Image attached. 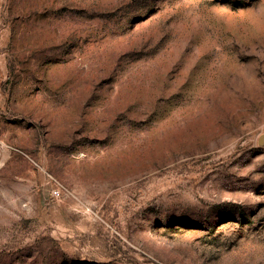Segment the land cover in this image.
I'll list each match as a JSON object with an SVG mask.
<instances>
[{"label":"rangeland","instance_id":"obj_1","mask_svg":"<svg viewBox=\"0 0 264 264\" xmlns=\"http://www.w3.org/2000/svg\"><path fill=\"white\" fill-rule=\"evenodd\" d=\"M0 264H264V0H0Z\"/></svg>","mask_w":264,"mask_h":264},{"label":"built area","instance_id":"obj_2","mask_svg":"<svg viewBox=\"0 0 264 264\" xmlns=\"http://www.w3.org/2000/svg\"><path fill=\"white\" fill-rule=\"evenodd\" d=\"M61 193V188L58 186L52 191V196L55 198H58Z\"/></svg>","mask_w":264,"mask_h":264}]
</instances>
